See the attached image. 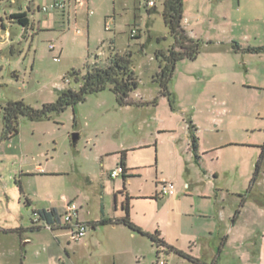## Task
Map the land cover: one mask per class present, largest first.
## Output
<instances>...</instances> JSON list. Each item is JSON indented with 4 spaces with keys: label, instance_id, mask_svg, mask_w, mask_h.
I'll return each instance as SVG.
<instances>
[{
    "label": "rangeland",
    "instance_id": "obj_1",
    "mask_svg": "<svg viewBox=\"0 0 264 264\" xmlns=\"http://www.w3.org/2000/svg\"><path fill=\"white\" fill-rule=\"evenodd\" d=\"M49 1L0 0V29L8 31L0 41V134L8 100L38 108L62 89H77L73 72L80 78L87 63L104 61L110 44L131 53L138 86L130 98L142 103L119 105L106 88L40 120L20 116L18 134L0 142L2 220L26 226L37 208L62 214L71 200L84 223L113 216L124 184L135 225L168 238L184 232L180 246L165 239L169 245L204 264H264V0H184L181 25L200 50L176 63L170 95L153 80L155 52L173 42L160 0H86L76 9L66 0L63 22L57 11L38 9ZM17 12L27 26L10 18ZM123 151L127 176L112 178ZM164 179L183 190L188 215L176 202L163 204ZM216 223L213 239L199 238ZM86 224L77 241L66 229L55 239L58 231L43 228L25 264H195L175 252L157 254L147 236L124 224ZM1 238L12 239L0 231Z\"/></svg>",
    "mask_w": 264,
    "mask_h": 264
},
{
    "label": "trees",
    "instance_id": "obj_2",
    "mask_svg": "<svg viewBox=\"0 0 264 264\" xmlns=\"http://www.w3.org/2000/svg\"><path fill=\"white\" fill-rule=\"evenodd\" d=\"M162 3L161 15L164 24L167 26L170 35L173 38L172 44L167 50H158L155 52V58L158 61V71L155 73L153 80L158 83L161 88V93L170 95L168 90V83L173 75L176 63L184 58L194 59L200 50V41L191 37L181 25L183 17L184 0H160ZM155 10V7L148 9L150 13ZM11 19H15L23 26H27L29 20L25 13L17 12L10 15ZM110 51L106 59L102 62L93 61L87 63L85 72L79 78L74 71L73 75L76 82H79L77 89L66 88L60 90L56 100L46 102L41 107H33L25 103L22 99L8 100L2 106V120L3 127L0 134V141L9 139L18 134V118L20 116L26 117L30 120H40L48 117L52 112H60L68 106H74L80 101H83L87 94L95 93L106 88H109L115 94L116 102L119 105L140 104L141 101L135 102L130 98V93L138 86V80L134 72L131 53L120 54L114 50L111 44L109 45ZM261 47L250 48L252 51H259ZM96 58V57H95ZM192 147L196 149V138L192 136ZM263 152L261 153V156ZM119 165L123 167L122 176H127V168L125 166V153L120 154ZM124 195L122 200V209L124 215L117 218H101L93 225L96 224H124L130 230L136 231L142 235L147 236L156 247L157 254L164 250L165 252H175L191 260L195 264H204L199 258L185 254L176 247L169 245L160 235L158 230L154 232H147L135 225L129 218V198L125 192L123 184L122 189L116 191ZM39 214L41 220L52 224V228L66 229V225L59 223L60 214L55 208L38 209L34 210ZM36 226V225H33ZM41 227V226H36ZM42 228V227H41Z\"/></svg>",
    "mask_w": 264,
    "mask_h": 264
},
{
    "label": "crops",
    "instance_id": "obj_3",
    "mask_svg": "<svg viewBox=\"0 0 264 264\" xmlns=\"http://www.w3.org/2000/svg\"><path fill=\"white\" fill-rule=\"evenodd\" d=\"M69 13H70L69 11H64V12L57 11L56 12L57 21L63 22L65 16L68 19ZM39 167H40V165L37 166V170L39 169ZM127 171H128V169H127ZM19 191L21 194L24 192L21 185L19 186ZM125 192H127L126 188H125ZM184 193H186V192H184ZM128 195H129V193H128ZM184 195L185 194H183V190H181L180 188L177 189L174 186V189L168 195H166L165 198L163 199V204H171V203L176 202V203H178L177 205H178L179 213L188 215V213H190V211L187 208L183 207V199L186 196V195L185 196ZM155 197H157V196H155ZM123 198H124V195L121 193H117L115 195V199H114L115 213L113 214V216H104V214H103L102 216H100V218L85 220L86 223H90L92 228H94L93 224L96 223L101 218H117V217L123 216L124 215V210L122 209ZM25 202H26L27 206L31 205V202L27 197H26ZM51 208H55V207H51ZM2 209H4V207L2 208V205L0 204V216H2L1 215ZM38 209H45V208H37L36 210H38ZM79 210H80V208L78 206V220L81 221L80 217H79ZM101 210H103V206H101ZM57 212L60 214V212L58 210H57ZM199 213H203L204 216L208 217V214H206L203 211H201ZM30 220L32 221V218ZM113 225H115V224H113ZM218 225H219L218 223H216L215 225L212 224L211 227L208 228V230H206V232H204L203 234H199V238H206V235H207V237L209 236L210 239L211 238L213 239L214 229H216L218 227ZM42 230H43V228H41V227L38 228L36 226H33L32 223L25 226V225L18 223L16 221H14V223L10 222V219L2 220V218L0 217V231H1V233L5 234V235H9L12 238L11 240H9L10 243H6L5 239H2V238L0 239V264H25L28 261V258H29L28 256H29V251H30L27 249V246H29L28 244L33 243V240L35 242H38L37 236H39V234L41 233ZM62 230H65V229L60 228V227L53 229L52 230L53 232L54 231L59 232L58 234L53 235V237L55 239L59 238L61 236ZM183 234H184V232L175 230V233L173 234L174 238H172L173 236L171 238L170 237L168 238L165 233H164V236H161V237L164 240L166 239L167 242L170 244L180 246L178 241H179V239L182 238ZM51 260H54L53 254L51 256H48V258H47V261H51ZM34 264H42V262L40 260H37Z\"/></svg>",
    "mask_w": 264,
    "mask_h": 264
},
{
    "label": "built area",
    "instance_id": "obj_4",
    "mask_svg": "<svg viewBox=\"0 0 264 264\" xmlns=\"http://www.w3.org/2000/svg\"><path fill=\"white\" fill-rule=\"evenodd\" d=\"M85 1L86 0H72L71 5L74 7V9H76L77 6L83 5ZM69 3L70 2L66 0H50L49 2L40 6L38 9L43 12H48L50 10L64 12V11H69L68 10L70 8ZM149 5H154V3L152 1H149ZM89 13H91L90 10L88 11V14ZM76 32L79 33L80 30L77 28ZM134 33H135V30L132 29L130 33L131 36H133ZM55 47L56 46L54 42L48 43L49 50H54ZM53 59L58 60L59 57L53 56ZM122 172H123V167L121 165H118L117 167H115L114 169L110 171V176L112 178H115ZM160 183L162 187L159 192V195L161 196L168 195L174 189V184L169 180L164 179ZM33 213H34V217L32 218L33 225L41 226L42 228H46L50 231L53 230L52 224L41 220L39 214H37L36 212L33 211ZM59 223L67 226L66 230L68 232L67 234L70 240H74V241L80 240L86 234L87 224L78 220V205L74 200L66 202L64 212L60 214ZM160 264H165V263L160 261Z\"/></svg>",
    "mask_w": 264,
    "mask_h": 264
},
{
    "label": "water",
    "instance_id": "obj_5",
    "mask_svg": "<svg viewBox=\"0 0 264 264\" xmlns=\"http://www.w3.org/2000/svg\"><path fill=\"white\" fill-rule=\"evenodd\" d=\"M3 34H4V38H1V35H3ZM7 34H8V31L6 29H4V28H1L0 29V41L6 40L7 36H8ZM77 138H78V134L77 133H72V135H71L72 142H75Z\"/></svg>",
    "mask_w": 264,
    "mask_h": 264
}]
</instances>
